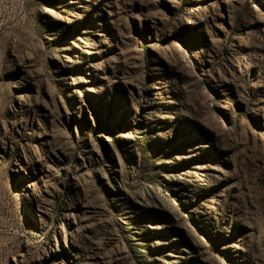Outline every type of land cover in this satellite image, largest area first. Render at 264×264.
<instances>
[{
	"label": "rangeland",
	"instance_id": "1",
	"mask_svg": "<svg viewBox=\"0 0 264 264\" xmlns=\"http://www.w3.org/2000/svg\"><path fill=\"white\" fill-rule=\"evenodd\" d=\"M0 264H264V0H0Z\"/></svg>",
	"mask_w": 264,
	"mask_h": 264
}]
</instances>
